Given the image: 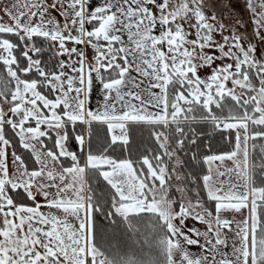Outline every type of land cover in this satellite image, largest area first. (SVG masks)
Returning <instances> with one entry per match:
<instances>
[{
	"label": "snow or ice",
	"instance_id": "1",
	"mask_svg": "<svg viewBox=\"0 0 264 264\" xmlns=\"http://www.w3.org/2000/svg\"><path fill=\"white\" fill-rule=\"evenodd\" d=\"M0 264H264V0H0Z\"/></svg>",
	"mask_w": 264,
	"mask_h": 264
}]
</instances>
